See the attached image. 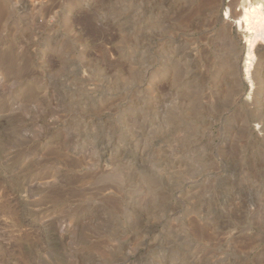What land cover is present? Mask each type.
Segmentation results:
<instances>
[{
	"label": "rangeland",
	"instance_id": "obj_1",
	"mask_svg": "<svg viewBox=\"0 0 264 264\" xmlns=\"http://www.w3.org/2000/svg\"><path fill=\"white\" fill-rule=\"evenodd\" d=\"M256 1L0 0V264H264Z\"/></svg>",
	"mask_w": 264,
	"mask_h": 264
},
{
	"label": "bare ground",
	"instance_id": "obj_2",
	"mask_svg": "<svg viewBox=\"0 0 264 264\" xmlns=\"http://www.w3.org/2000/svg\"><path fill=\"white\" fill-rule=\"evenodd\" d=\"M232 3L233 2L225 7V15L227 17L229 15H234L237 18L236 24L238 27L245 29L248 34L245 36L246 52L244 56L243 69L246 77L250 80V72L255 62L254 48L256 44V42L252 41L251 37L255 30L258 32H262L264 30V7L258 0L255 4L248 3L247 6L244 7L238 14H233V11L231 10L233 5Z\"/></svg>",
	"mask_w": 264,
	"mask_h": 264
},
{
	"label": "water",
	"instance_id": "obj_3",
	"mask_svg": "<svg viewBox=\"0 0 264 264\" xmlns=\"http://www.w3.org/2000/svg\"><path fill=\"white\" fill-rule=\"evenodd\" d=\"M245 43V48H246V42H244ZM245 54V53H244Z\"/></svg>",
	"mask_w": 264,
	"mask_h": 264
}]
</instances>
